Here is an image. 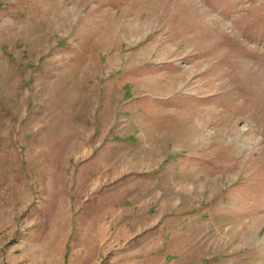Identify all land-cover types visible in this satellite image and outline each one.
Instances as JSON below:
<instances>
[{"label":"rangeland","instance_id":"374dc122","mask_svg":"<svg viewBox=\"0 0 264 264\" xmlns=\"http://www.w3.org/2000/svg\"><path fill=\"white\" fill-rule=\"evenodd\" d=\"M0 264H264V0H0Z\"/></svg>","mask_w":264,"mask_h":264}]
</instances>
